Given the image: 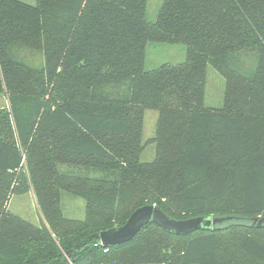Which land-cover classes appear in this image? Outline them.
<instances>
[{
    "label": "trees",
    "instance_id": "16d2710c",
    "mask_svg": "<svg viewBox=\"0 0 264 264\" xmlns=\"http://www.w3.org/2000/svg\"><path fill=\"white\" fill-rule=\"evenodd\" d=\"M147 1L0 0V264H264V0H163L154 21ZM149 42L183 43L186 58L148 69ZM209 64L220 107L205 103ZM24 192L40 224L9 208ZM65 193L83 218L65 214ZM148 204L230 218L102 244Z\"/></svg>",
    "mask_w": 264,
    "mask_h": 264
},
{
    "label": "rangeland",
    "instance_id": "374dc122",
    "mask_svg": "<svg viewBox=\"0 0 264 264\" xmlns=\"http://www.w3.org/2000/svg\"><path fill=\"white\" fill-rule=\"evenodd\" d=\"M29 3H35L36 0H24ZM163 0H148L146 17L149 21H154L157 18L159 8ZM21 54L25 56L27 61L33 64H41L42 56L33 49H22ZM186 58V46L183 43H161L149 42L146 48L145 66L148 69L156 68L163 63H178ZM243 72H247L241 69ZM225 78L211 64L208 65L205 103L213 107H220L224 103ZM7 103L6 97L0 95V107ZM158 118V111L155 109H147L144 119V138L148 139L154 135L155 123ZM155 157L154 145H149L148 148L141 154V159L150 161ZM63 210L69 217L83 218L85 201L82 197L74 196L69 193L63 195L62 200ZM9 208L19 215L31 220L36 224H40V215L38 207L31 192L15 193L9 204ZM205 248L201 250L202 255ZM208 256V254H207ZM196 264V263H194Z\"/></svg>",
    "mask_w": 264,
    "mask_h": 264
},
{
    "label": "water",
    "instance_id": "95a60500",
    "mask_svg": "<svg viewBox=\"0 0 264 264\" xmlns=\"http://www.w3.org/2000/svg\"><path fill=\"white\" fill-rule=\"evenodd\" d=\"M228 216H198L188 219H175L155 205H143L130 215L126 223L101 232L104 246H113L131 241L148 223H155L166 232L174 235H188L199 230H212L222 224ZM264 223V217L259 226Z\"/></svg>",
    "mask_w": 264,
    "mask_h": 264
}]
</instances>
